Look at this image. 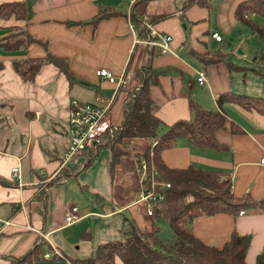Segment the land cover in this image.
I'll use <instances>...</instances> for the list:
<instances>
[{
    "label": "crops",
    "instance_id": "obj_1",
    "mask_svg": "<svg viewBox=\"0 0 264 264\" xmlns=\"http://www.w3.org/2000/svg\"><path fill=\"white\" fill-rule=\"evenodd\" d=\"M12 1H27L31 17L27 21L14 16L0 18V41L12 34L14 26H20L41 43L11 50L0 44V178L8 183L0 182V264H10L41 241L43 254H57L24 264L43 260L45 264H70V258L89 256L98 244L114 239L109 237L115 230L119 234L124 217L132 219L140 232L151 231L154 225L160 232L158 218L147 214V203L141 200L143 184L134 159L150 140H124L117 146L121 155L113 170L108 149H102L81 170L84 157L64 158L69 104L74 99L108 103L111 123L119 125L124 100L140 85L137 73L148 63L152 69L164 71L150 86L153 113L164 123L160 133L178 120L190 119V101L202 109L216 110L219 94L263 93V79L261 87H256L254 77L248 76L252 72L262 78L252 70V58L258 51L251 58L252 65L245 66L216 47L223 41L222 30L228 34L241 23L235 10L244 0H213L210 10L199 5L182 9L184 0H0V4ZM100 9L118 14L94 25L90 20ZM132 12L147 16L155 31L172 37L170 52L161 54L156 45L138 36L130 20ZM213 33H218L221 41L214 39ZM48 52L68 61L71 82L53 63L43 64L30 83L14 72L13 60L43 59ZM100 69L123 82L111 83L98 76ZM200 71L206 75L203 84L197 81ZM223 110L225 128L215 134L221 149L196 146L180 137L162 151V160L170 168L194 165L228 171L235 197L249 194L264 203V164L260 163L264 157V115L230 102ZM60 120L62 133L56 128ZM50 129L66 139L61 154L56 146L50 149L54 140L46 146ZM15 166L20 168L22 185L12 175ZM62 166L77 171L76 175L46 186ZM43 189L47 192L45 204L38 199ZM74 206L80 219L66 225L65 216ZM160 219L162 224L164 219ZM192 232L205 244L219 248L233 232L247 235L245 260L256 264L258 256L264 257V206L238 215L199 216L192 221ZM115 264L123 262L116 257Z\"/></svg>",
    "mask_w": 264,
    "mask_h": 264
},
{
    "label": "trees",
    "instance_id": "obj_2",
    "mask_svg": "<svg viewBox=\"0 0 264 264\" xmlns=\"http://www.w3.org/2000/svg\"><path fill=\"white\" fill-rule=\"evenodd\" d=\"M212 1L184 0L182 9L199 5L210 10ZM31 13V6L27 1L0 4L2 19L14 16L18 20L27 21ZM115 14L118 13L100 9L90 22L95 25ZM181 17L183 18V15ZM235 17L264 43V27L254 21L255 17L264 18V0L241 1L236 7ZM130 20L136 26L141 39L145 42L152 40L142 17L132 12ZM33 42L40 41L31 37L25 27L14 26L12 34L2 39L0 44L6 50H11L20 46L26 47ZM152 55L153 51L150 50V59ZM252 62L254 64L252 70L262 76L264 85V52L255 53ZM46 63L56 65L70 82L72 81L68 61L49 52L43 59H15L12 61V67L24 82L30 83L34 81L40 67ZM163 72L152 69L150 63L139 70L137 74L140 85L127 94L123 103L121 123L117 126L111 125L98 142L74 156L84 157L80 166L81 170H84L102 149H108L113 170L120 159L121 153L117 146L122 144V141L133 138L150 140L144 152L135 154L134 159L140 174L142 162L146 163V176L143 182L148 181L151 170L154 169L152 175L156 183L170 184L165 189L157 188L163 199L154 203L153 215L167 221L172 236L164 240L160 237L157 225H154L151 231L140 232L132 219L124 217L117 239L98 244L89 256L70 258V264H115L116 257H119L123 264H248L245 255L250 241L249 236L233 232L222 247L207 245L192 232V221L204 215L220 213L238 215L241 211L263 207V201L255 200L249 194L235 197L231 192L232 177L228 171L204 169L194 165L170 168L162 160L161 153L173 146L180 137L187 138L196 146L221 149L223 146L218 143L215 134L217 130L225 128L226 114L223 105L230 102L264 115V95L254 97L233 92L222 93L216 97L218 106L216 110L202 109L190 101V119L178 120L160 133L164 123L153 113L150 86L157 83L158 76ZM76 173L77 171L62 166L60 172L47 181L46 186L62 182ZM0 182L7 183L1 178ZM46 196L47 192L43 189L39 192L38 199L45 204ZM42 244L43 241L35 243L27 253L12 259L10 264L31 263L41 259ZM256 264H264V257L258 256Z\"/></svg>",
    "mask_w": 264,
    "mask_h": 264
},
{
    "label": "built area",
    "instance_id": "obj_3",
    "mask_svg": "<svg viewBox=\"0 0 264 264\" xmlns=\"http://www.w3.org/2000/svg\"><path fill=\"white\" fill-rule=\"evenodd\" d=\"M146 28L152 40L146 41L148 44L156 45L161 54L171 51L170 43L172 37L165 33H158L152 28L151 23L147 16L143 17ZM133 27V25L131 26ZM212 37L217 41H221L222 37L218 33H213ZM100 77L106 78L111 83H121L123 79L117 80L115 76L105 70L100 69L96 71ZM197 81L199 84L206 82V75L204 71L198 72ZM110 118V105L104 104L102 101L95 102H81L76 99L72 100L69 104L68 112L66 115V131L68 136V147L65 152L64 158L69 160L72 156L80 153L90 145L98 142L100 137L111 127ZM264 164V157L260 160ZM146 163L141 164V179L143 189L141 193V200L147 203V214L153 215V205L155 202L163 199V195L157 189H165L170 186L169 183H156L153 179L154 169L151 170L150 177L147 182H143L145 178ZM12 175L16 178L17 182L21 184L20 168L15 166L12 168ZM243 211L240 212L242 214ZM80 219L77 207H72L65 216L66 225L72 224ZM55 253H44V258H51Z\"/></svg>",
    "mask_w": 264,
    "mask_h": 264
},
{
    "label": "rangeland",
    "instance_id": "obj_4",
    "mask_svg": "<svg viewBox=\"0 0 264 264\" xmlns=\"http://www.w3.org/2000/svg\"><path fill=\"white\" fill-rule=\"evenodd\" d=\"M254 21H256L260 26L264 27V18L256 17V18H254ZM221 34L223 37V41L221 44H216V47L220 48L227 55H229L231 57V59H234L233 61L237 62L240 65H245V66L252 65L251 64V58H252L253 54L257 51L261 52L264 50L263 42L253 33V31L249 27H247L244 24L240 23L237 28H234V30H232L228 34L223 32V30H222ZM250 73H252V72H250ZM250 73H248V76L252 75L254 77L253 84L256 87H261L262 78L260 76H257L255 74H250ZM258 81H259V83H258ZM251 95L262 96V95H264V92L259 93V94L253 93ZM46 122L50 123V119H46ZM57 122L58 123H57L56 128L59 132L62 133L63 132V130H62L63 123L62 122L63 121L60 120ZM14 126H15V124L13 123V128L15 131H17L18 128L14 127ZM51 126H53V125L51 124ZM52 140H54L55 143H53V145H51V147H50L49 142ZM45 142H47L46 146L50 147V149H52L53 146H56L58 149V152L61 154L63 149H64V146L66 144V139L61 135L52 134V130L50 129V132L48 130V135L46 136ZM122 144H124V141H122ZM119 145H121V144H119ZM72 182H74V180H72ZM74 183H75L77 189H79L77 182H74ZM157 221H158V224L161 226L160 237H162L164 240L170 239L172 236V232L170 230V227H169L167 221L163 220L162 224H161L162 220L160 218H158ZM118 237H119L118 231L115 230V231H113L111 237H109V238H114L112 240H115ZM52 261H54V260H52ZM43 262H45V260H43L40 264H45Z\"/></svg>",
    "mask_w": 264,
    "mask_h": 264
}]
</instances>
